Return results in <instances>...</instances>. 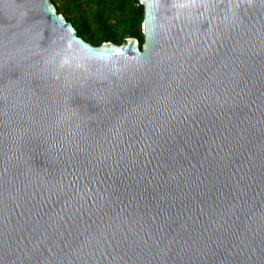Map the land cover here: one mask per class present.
I'll use <instances>...</instances> for the list:
<instances>
[{"label":"water","instance_id":"obj_1","mask_svg":"<svg viewBox=\"0 0 264 264\" xmlns=\"http://www.w3.org/2000/svg\"><path fill=\"white\" fill-rule=\"evenodd\" d=\"M137 4L0 0V264H264V0Z\"/></svg>","mask_w":264,"mask_h":264},{"label":"trees","instance_id":"obj_2","mask_svg":"<svg viewBox=\"0 0 264 264\" xmlns=\"http://www.w3.org/2000/svg\"><path fill=\"white\" fill-rule=\"evenodd\" d=\"M86 41L121 44L132 36L142 44L144 7L137 0H52Z\"/></svg>","mask_w":264,"mask_h":264}]
</instances>
